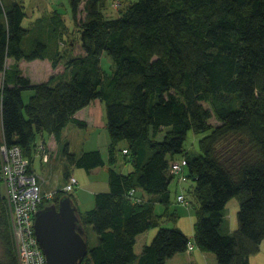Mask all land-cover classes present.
Here are the masks:
<instances>
[{"label":"trees","instance_id":"trees-1","mask_svg":"<svg viewBox=\"0 0 264 264\" xmlns=\"http://www.w3.org/2000/svg\"><path fill=\"white\" fill-rule=\"evenodd\" d=\"M106 1L70 0L83 53L68 59L64 73L35 82L20 61L50 59L57 66L53 36L35 31L39 23L60 30L64 20L54 11L26 27L22 0H0V143L19 145L33 165L38 134L61 141L69 123L85 127L75 114L99 98L111 138L110 188L80 211L97 235L81 264H166L187 251L188 235L165 226L135 251L137 236L159 226L155 205L170 201L175 177L195 182L197 246L219 264H250L264 241V0H137L114 18L103 12ZM104 52L113 60L111 73L101 66ZM24 90L34 91L28 102ZM190 130L207 132L199 154L184 147ZM63 155L68 167L88 172L105 164L100 150L76 154L67 142ZM118 158L132 169L118 171ZM183 158L181 178L170 168ZM65 193L73 197L61 188L40 208ZM234 196L239 210L232 231L224 210ZM0 264H19L1 175Z\"/></svg>","mask_w":264,"mask_h":264},{"label":"rangeland","instance_id":"rangeland-1","mask_svg":"<svg viewBox=\"0 0 264 264\" xmlns=\"http://www.w3.org/2000/svg\"><path fill=\"white\" fill-rule=\"evenodd\" d=\"M135 1L137 0H107L105 7L103 8V12L108 17H118L120 16L121 12L125 10L126 7H128V5L132 4ZM22 2L26 11V16L23 20V25L26 27H32L33 22L38 17L44 15L46 17L49 14H52L54 11H58L64 20L65 24H63V27L60 30L59 28L57 29L54 26L50 27L47 26L45 23H39L38 29L35 31V33H41L46 36H53L52 40H54V43L56 44V46L53 44V48L58 49L59 54H61L59 56L60 60L57 66H53L52 61L50 59L37 60L33 62H22V68L25 71V74L31 77L33 81L42 82L50 80L51 77L58 76L67 70L66 64L70 57H74L78 54L83 53L80 39V27L73 20L70 0H22ZM84 15L85 11L83 10V4H81L79 18L82 19ZM101 66L107 73L112 72L113 60L107 52H104L101 56ZM1 86L2 79L0 78V88ZM33 92V90L23 91V99L25 102H28L29 97L31 96V94H33ZM205 105L208 106L209 103L205 102ZM211 123L215 125L219 123V120L214 116L211 119ZM69 133L70 140L72 142L71 150L79 152V147L81 145L80 138L82 137V134H78L77 132H71V130ZM206 134L207 132L197 133L194 130H190L184 143L185 149L190 154H199L200 139ZM47 135L48 133L45 132V137H47ZM159 138H162V135H160ZM123 146V142L119 144L120 149L123 148ZM121 153V150H118L116 154L118 157H120ZM41 157L42 155L39 151H37V156L35 157L33 168L38 175L42 172L43 167L46 166V163ZM131 169L129 167H124L122 170L124 173H127ZM75 174L76 177L79 178L80 182L84 184V186L92 187L96 185V182H93V178H90V176H88V173L84 168H75ZM102 183V179L98 177V185L95 188L100 190L102 188ZM55 185L56 183L53 179H51L48 183L49 188L54 189ZM194 187L195 182L192 179L185 180L184 182H179V180L175 177L172 180L170 184V201L166 204L158 202L155 205V211L159 215V226H153L147 231L143 232L142 236H139L135 245V251L137 253H140L142 251V246L144 242H152L160 226L180 228L184 233L188 235V237L190 238V242L194 244V247L198 249L197 244L195 243V229L198 220L197 212L199 209V201L194 194ZM72 193L76 195V191H73ZM179 193L185 194L187 200L189 201V205L181 204L177 201V195ZM93 206L94 203L80 205L78 207L79 209H81V211L85 212ZM238 210L239 197L234 196L228 201L224 210L226 217L225 227L231 229L232 231H234L238 227ZM87 233L90 245H95L97 243V235L95 234L92 226H87ZM187 251L189 252L190 250L187 249ZM204 253L205 255L203 254L200 256V258H198V264H219L216 255L213 252L207 251ZM250 264H264V241L261 244L260 250L250 257Z\"/></svg>","mask_w":264,"mask_h":264},{"label":"crops","instance_id":"crops-1","mask_svg":"<svg viewBox=\"0 0 264 264\" xmlns=\"http://www.w3.org/2000/svg\"><path fill=\"white\" fill-rule=\"evenodd\" d=\"M37 60L43 59H34L27 62H33ZM48 60V59H45ZM26 60L20 61V67L22 68V62ZM24 74L25 71L23 70ZM27 75V74H26ZM1 106V105H0ZM75 116L79 119L86 121L85 127H80L75 123H69L62 132L61 141H58L56 137L52 134H48L45 137V133H40L37 136V142H44L47 145L49 158L46 163V166L43 167L42 172L38 175L34 168V173L38 176V181L40 183L41 189L44 193L48 192H56L57 190L63 188L68 176L73 175L76 177L75 168L76 166L68 167L66 158L63 155V146L67 142L69 144L70 150L72 148V142L70 140V130L71 132H77L78 134H82L80 138V150L79 152L75 150H71L76 154H81L85 151L91 150H100L102 157L105 161V164L102 166H98L93 168L91 171H87L88 176L93 178V182H96L95 186L86 187L78 180V184L73 191H76V195L73 194L78 206L92 204L94 203L95 194L100 191H108L109 190V148L111 144V138L107 129L106 123V107L105 103L99 99H94L89 105L83 107L82 109L78 110ZM1 107H0V133H1ZM42 158V157H41ZM118 171L123 172L124 167H129L130 169L132 166L130 163L123 161L121 158H118V163L114 166ZM98 177L102 179V188L96 189L95 187L98 185ZM50 180L53 179L56 183L54 189L49 188L48 183ZM72 191V192H73ZM143 194V193H142ZM147 197V194H144ZM81 211V209H80ZM83 212V211H81ZM229 229V228H228ZM231 230V229H229ZM143 233L137 236H142ZM146 241V240H145ZM137 243V241H136ZM146 244L144 242L143 246ZM142 246V248H143ZM193 247L191 251H185L175 254L172 258L168 259L166 264H198L201 255H205L204 251L197 246ZM188 252V253H187ZM201 252V253H200ZM139 254V253H138Z\"/></svg>","mask_w":264,"mask_h":264},{"label":"built area","instance_id":"built-area-1","mask_svg":"<svg viewBox=\"0 0 264 264\" xmlns=\"http://www.w3.org/2000/svg\"><path fill=\"white\" fill-rule=\"evenodd\" d=\"M37 150L44 161L49 158L48 148L44 142H37ZM127 152V149H124ZM186 159H179L171 164L170 172L178 177H185ZM0 175L2 178L5 196L11 210V225L14 233L16 252L19 264H47L46 255L35 234V213L44 199H52L56 192L43 193L38 176L33 171L28 157L22 148L17 145L0 143ZM78 181L70 176L63 189L72 192ZM135 196V189H132ZM141 201V198H136ZM181 204H188L184 194L177 195ZM188 249H193L189 243Z\"/></svg>","mask_w":264,"mask_h":264},{"label":"water","instance_id":"water-1","mask_svg":"<svg viewBox=\"0 0 264 264\" xmlns=\"http://www.w3.org/2000/svg\"><path fill=\"white\" fill-rule=\"evenodd\" d=\"M35 234L47 264H81L89 249L87 229L74 198L63 194L35 213Z\"/></svg>","mask_w":264,"mask_h":264}]
</instances>
